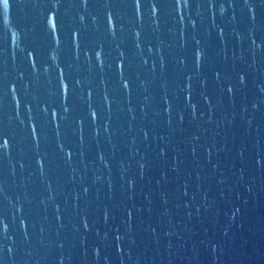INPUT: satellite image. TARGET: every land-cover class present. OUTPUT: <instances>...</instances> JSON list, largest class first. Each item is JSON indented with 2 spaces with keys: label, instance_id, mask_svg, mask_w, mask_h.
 <instances>
[{
  "label": "water",
  "instance_id": "obj_1",
  "mask_svg": "<svg viewBox=\"0 0 264 264\" xmlns=\"http://www.w3.org/2000/svg\"><path fill=\"white\" fill-rule=\"evenodd\" d=\"M0 264H264V0H0Z\"/></svg>",
  "mask_w": 264,
  "mask_h": 264
}]
</instances>
